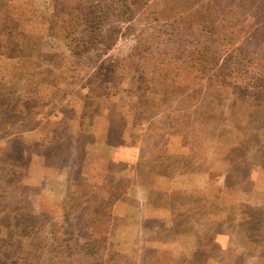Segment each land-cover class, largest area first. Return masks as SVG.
Segmentation results:
<instances>
[{"label": "rangeland", "instance_id": "rangeland-1", "mask_svg": "<svg viewBox=\"0 0 264 264\" xmlns=\"http://www.w3.org/2000/svg\"><path fill=\"white\" fill-rule=\"evenodd\" d=\"M123 2L0 0V75L22 63L20 55L11 61L8 53L34 48H6L1 41L33 35L40 51L58 54L60 86L40 81L38 89L21 91L18 75L0 80V264H264V239L251 238L264 222L241 217L264 215V97L232 89L214 93L218 85L206 75L176 74L182 66L176 58L201 51L207 35L163 26L155 0H127L125 10ZM259 18L252 22L260 24ZM141 50L151 60L139 58ZM254 60L234 62V71L256 78ZM256 80L249 94L261 91ZM85 81L100 98L90 99L88 108L101 105L94 136L73 145L80 127L68 121L65 132L73 134L69 144L78 152L47 156L37 140L44 129L24 131L22 122L34 124L29 114L61 92L62 107L48 117L70 116L72 107H82L75 91ZM4 102L14 103L10 112ZM12 122L18 127L5 131ZM112 126L124 127L116 143L106 139ZM16 135L21 138L9 142ZM165 149L181 162L172 177L160 167L164 177H153L144 161L162 165L155 159ZM244 150V163L232 165L227 153ZM93 183L108 192L100 205L90 194ZM5 222H12L9 235ZM219 232L229 234L227 242H217ZM9 248L19 254L6 255L12 262L5 258Z\"/></svg>", "mask_w": 264, "mask_h": 264}, {"label": "trees", "instance_id": "trees-1", "mask_svg": "<svg viewBox=\"0 0 264 264\" xmlns=\"http://www.w3.org/2000/svg\"><path fill=\"white\" fill-rule=\"evenodd\" d=\"M122 3V8L127 9V0ZM168 1V2H167ZM145 3V7H150L151 5L148 4V2ZM253 6V11L249 13V7ZM157 10V20L158 22H163V26L170 27L172 31L178 30V32L183 31L184 34H195L192 33L193 30L196 32V34H205L207 36H204L203 42H202V49L201 51H198L197 53H192L190 56L186 58H176V62H181L182 66H178L175 69V73L177 74L178 71L182 70L185 73H187L190 76V73L192 74H198V79H202L205 75L207 77V81L209 80L210 83L215 82L218 87L214 84V87H217V91L215 90L214 93H218V90H234L236 93H241L243 91H247V95H259L261 97H264V0H155V5ZM248 13H247V12ZM255 16L260 17L259 23L255 24V22H252V20L255 18ZM68 17V16H67ZM71 18L68 20L70 21ZM80 20V18L78 19ZM17 21H19L17 19ZM81 22L83 23L84 20L82 19ZM238 22H241L238 24ZM263 23V24H262ZM252 27H254L252 29ZM185 29V30H184ZM5 34H11L9 32ZM70 36V34H67ZM67 36H65L66 38ZM37 37L33 35H17V38L7 37L5 41H1L3 45L7 47L14 46V47H34L30 51L27 50H17L13 51L12 53L7 54V58L11 59V61L15 60L14 55H20L21 56V64H15V69L17 68L16 72H12L9 75H0V80L3 78H9L12 76L18 75L19 79H23L22 82L18 81L17 83H20L19 88L21 91L24 87H28L30 89H38L40 85L38 83L40 81L44 83H53V87L55 89L60 90L59 84L56 83V67L55 61L58 57V54L51 53V54H45L42 51H40L39 47H35L32 43L38 42L34 39ZM68 38V37H67ZM247 39V43L245 42ZM13 40H15L16 43H13ZM258 40V42H257ZM73 48L71 49V51ZM144 52L147 54L146 51L141 50L136 55L141 58L142 60H151L149 56L141 57L140 54ZM1 53V51H0ZM77 54L78 52H74ZM32 54V55H31ZM74 56L71 57L74 58ZM31 55V56H29ZM63 56V55H62ZM82 56V55H81ZM249 57V58H248ZM157 60V58H155ZM256 61H255V60ZM251 60L255 61V65L257 67V70L260 71L258 75H256L257 80L260 81V84L262 85L261 91H257L253 94H249V90L253 86V81L256 80L255 74L250 76L248 73L246 74L243 71H234V62L236 65L242 64L244 66H247L246 63ZM80 62V60H77V63ZM175 62V63H176ZM17 63V62H16ZM80 64V63H78ZM30 65V68L27 66ZM187 67V68H184ZM98 69V68H96ZM238 69V67H237ZM111 75H113L114 70H108ZM200 73V74H199ZM191 74V75H192ZM208 74V76H207ZM195 78V76H193ZM93 77L89 79V81H92ZM35 80V81H34ZM256 80V81H257ZM208 81V82H209ZM235 81H239V84H236ZM237 87V88H236ZM248 89V90H246ZM95 87L90 86V83L88 81L81 86V88L78 91H75L76 95L81 101L82 107L76 108L72 107L73 110H70V116L65 115L63 119L59 120H53V116H49V114L56 111L57 107H62V101H63V93L61 92L58 96L55 94V98L53 101H49L46 103H43L42 108L36 109V112L33 114L30 113V116H34L35 123L34 124H26L28 123V120L25 119L22 123V129L24 131H27L29 127H35L36 133H40L42 129L43 134H39L40 137H37L38 142H41L43 146L48 150L49 154L47 156H53L54 153H59L61 155H68L77 153L78 150H75L74 147H72L69 142L73 140V145H76L77 140L80 142L83 140L84 137H92L94 136V124L98 116L96 115L97 112H100L101 105H98L94 109H88L92 102L90 99L100 102L96 99L99 97V94L95 93ZM197 92V91H195ZM53 94V95H54ZM221 94V93H219ZM103 96L104 93H101ZM27 103L24 101V99L20 102ZM38 105L39 101H34ZM264 102V101H263ZM13 103V102H12ZM11 102H4L3 107H6V109L3 108L5 112H10L13 104ZM80 104V105H81ZM64 111V110H63ZM23 114V109L20 110ZM8 117L10 116L8 113H6ZM56 115L54 118L59 117L60 113L53 114ZM13 119V118H11ZM123 120V117L120 118ZM68 121L73 122L77 127L75 134L73 135L71 131L68 130L65 132L66 123ZM2 125V124H0ZM55 126H58L59 130H55ZM86 126V127H85ZM3 127V125H2ZM18 127L15 122L12 123H6L4 125L5 128H10V131L14 128ZM89 128V129H88ZM124 128L121 126L120 128L117 126H112L111 130L108 129V138L107 140L113 139V141L116 143L118 139L122 138V133L124 131H121V129ZM67 129V128H66ZM60 134L59 136H56ZM71 135H73V139H70ZM62 136V139L60 138ZM19 136H11L9 138V142H12V140L18 139ZM21 138V137H19ZM82 139V140H81ZM84 142V141H83ZM110 143V142H108ZM69 144V146H68ZM82 145V144H81ZM28 149V148H27ZM15 148L11 149V151H14ZM21 155L23 154L22 148H20ZM82 151L83 150L81 149ZM169 150V149H168ZM167 149L164 150L163 155L160 157V159H155V161L161 163L162 165L154 167L152 163L144 161V166L151 168L153 172V177H164L161 176L162 171H158V167L160 169H165V172L168 171L167 177H172L173 174L178 169V164H180V160H178V156L175 157L173 154L168 151ZM82 151L80 153H82ZM83 153V154H85ZM148 153V152H147ZM235 153V152H234ZM244 152H241L239 154H236V156L233 153H227V155H231L233 158L232 165H241L244 163L243 159L246 156ZM39 155L38 157H45V155ZM23 156V155H22ZM43 159V158H42ZM236 160H238L236 162ZM143 161H139V164ZM107 168V166H106ZM159 172V174H158ZM164 172V173H165ZM9 178L10 176L7 175ZM110 185L109 183H107ZM107 184H104L102 186H106ZM120 185H122L121 182H119ZM126 184H123V187ZM101 186V187H102ZM152 187H157L156 185H151ZM158 189V187H157ZM108 192L103 191L100 187H97L96 184H92L90 189V194H93V198H96L97 201H99L103 198H106V194ZM248 206L245 205L244 210H247ZM263 208V207H259ZM256 212H258L257 209H255ZM15 213V212H13ZM12 213V215H13ZM5 214L2 216L4 217ZM109 217V216H108ZM242 219L252 218L254 221H260L264 222V215H250V214H243ZM261 222V224H263ZM12 222H5L3 224L4 233L6 235H9L13 232V230L10 228ZM264 225V224H263ZM92 226V225H90ZM229 234L227 233H218L216 235L217 242L225 243L227 242ZM251 238L258 240L264 239V226H256L253 232H251ZM260 242V241H259ZM7 247L11 246L10 242H6ZM240 251V250H239ZM13 249L9 248L5 251V258L12 262L8 257H13L17 254L12 253ZM241 253V252H240ZM8 257H7V256ZM243 257H245L244 254L241 253Z\"/></svg>", "mask_w": 264, "mask_h": 264}, {"label": "crops", "instance_id": "crops-1", "mask_svg": "<svg viewBox=\"0 0 264 264\" xmlns=\"http://www.w3.org/2000/svg\"><path fill=\"white\" fill-rule=\"evenodd\" d=\"M253 242V241H252ZM264 255V254H263ZM264 257V256H263Z\"/></svg>", "mask_w": 264, "mask_h": 264}]
</instances>
